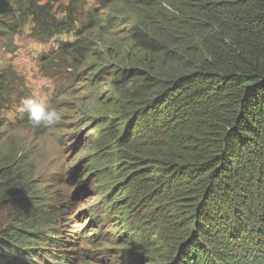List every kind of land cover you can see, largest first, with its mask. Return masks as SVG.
I'll return each mask as SVG.
<instances>
[{
  "label": "trees",
  "instance_id": "obj_1",
  "mask_svg": "<svg viewBox=\"0 0 264 264\" xmlns=\"http://www.w3.org/2000/svg\"><path fill=\"white\" fill-rule=\"evenodd\" d=\"M82 2L0 0V32L15 31L17 12L35 15L41 39L71 37L60 49L77 69L92 29L106 30L123 67L101 105L93 164L137 241L133 264H264V0H95L93 13ZM121 20L124 38L110 29ZM13 160L0 161L10 219L0 264H16L32 246L16 238L54 218L37 215L33 168Z\"/></svg>",
  "mask_w": 264,
  "mask_h": 264
},
{
  "label": "rangeland",
  "instance_id": "obj_2",
  "mask_svg": "<svg viewBox=\"0 0 264 264\" xmlns=\"http://www.w3.org/2000/svg\"><path fill=\"white\" fill-rule=\"evenodd\" d=\"M126 25L130 27L128 24ZM126 36L127 34H123V38ZM107 44L108 47L111 46L110 43L107 42ZM51 45L52 42L41 44L35 43L30 39L22 40L20 41L19 53L14 57L10 58L9 54L0 53V59H2L0 61V67H5L8 65V61H12L11 63L16 64L14 69L19 74H23L24 72L30 74V70L34 65L39 64L43 57H49ZM97 51L102 53L95 62L102 67L100 72L106 73L109 77L112 76L115 79L116 74L113 76V71L115 72L117 69H121L123 65L119 60L116 61L115 55L113 56L106 51L105 46L99 48ZM54 72L55 73L51 72L49 76V79L56 76L53 83L65 81L66 76H69L70 73L73 77V72H59L58 70ZM100 75H102L103 79L104 75ZM89 77L91 78L90 74ZM49 79L43 77L41 73L34 78H30V85L34 91L35 97L46 98L50 85ZM73 79L75 80L74 77ZM109 89L107 85V90L103 89L102 93L98 89L94 92L88 86L86 80L76 81V94L73 95L71 99V96L63 95V99L68 97L70 100H75L72 111H69L66 107L60 106L59 110L62 112L61 122L54 127L47 128L45 134L41 132L43 128L34 127L32 124L23 123L19 126H11L8 123L4 124L0 121V155L3 154L0 156V161H3L6 157H11L14 159L13 162H19L20 164L27 163L24 165L27 171L33 168L32 178L35 179V183L39 186V190L42 193H46L47 196H45V199L49 201V203L54 204L60 202L67 193H69L70 197L77 190L82 194L79 208L84 207L85 203L91 200V195L93 194V186L87 183L90 178H93V174L90 173V167L92 166L89 164L90 158L88 156L98 143L97 139H90V136L96 133L94 129L92 133L93 124L90 123L92 104L100 99L103 102L111 96L112 93ZM81 104H85L84 109L89 111L87 116H81ZM77 111H79V113ZM1 115L7 116L8 113L6 112V114H4L0 112V116ZM98 115L100 116V113H98ZM101 116H103V113ZM38 141H40L39 144ZM51 169L55 174L50 171ZM63 177L68 183L67 188L59 184V179ZM56 181L57 183H55ZM115 193V189L111 188L110 194L115 197ZM74 204L77 205L76 200ZM75 211L76 208H72L69 215ZM7 218L6 204L1 203L0 222L6 223L8 221ZM86 223L87 222L80 219H78L77 222L79 225H84ZM112 240H115V237L112 238ZM90 243L91 242L86 245L81 243L85 253L88 250L93 251L92 258H90V256L86 257L88 260L86 264H116L114 256L117 255L121 249L117 241L116 243L111 242L110 248L104 253L98 245H93L92 249ZM245 255H247V251Z\"/></svg>",
  "mask_w": 264,
  "mask_h": 264
},
{
  "label": "clouds",
  "instance_id": "obj_3",
  "mask_svg": "<svg viewBox=\"0 0 264 264\" xmlns=\"http://www.w3.org/2000/svg\"><path fill=\"white\" fill-rule=\"evenodd\" d=\"M104 24L106 25L107 23ZM110 29L114 32L123 29L125 31V34H129L130 32V27H128L125 24L124 20H121L119 22V25L115 27H111ZM102 30L106 32V30L104 29ZM8 31L9 33H11L10 35L12 34L22 35L24 33V29L21 31L19 28H16L15 31H11V30ZM12 43H13L12 39L9 36V39L7 40L6 44L11 45ZM97 44L95 45L91 56H89L88 60L85 63H83L81 68L87 69L89 71L88 72L87 70H85L87 74L85 77H83L87 81L88 86L94 92L96 89H98L102 93L103 92L102 85L106 83L109 88L111 86V81L114 78L112 76L109 77V75L106 73H101L100 70L102 69V67L100 65H97V63H95L99 57V54L96 56L94 52L99 50V48H102L99 47ZM60 46L54 48L52 54L47 58H48V62L50 61L51 64L56 65L55 67H53V69L60 71V69L63 67L66 70L61 72H65L69 68V65L73 66V64L75 63L74 56L70 55L67 52H63L60 49ZM17 54L18 53H16V55ZM6 67L7 65L5 67H0V70H6L5 69ZM79 67L80 66H78L77 68ZM89 74L91 75V78L89 77ZM100 74L104 75L103 79H102V75ZM95 78L97 79V81L101 80L100 85L98 83V85L95 86V82L93 81L89 83V80ZM28 81L30 82V80ZM79 81H81V79L77 80V82ZM65 82L66 81H61L59 83L62 84ZM58 86H56V88L54 89L52 96L48 97L47 99L34 97V96H28L22 99L20 104V110H17V112L21 111L27 113L29 119H10V117H7L6 115H1L0 121L4 124L8 123L11 126H19L23 123L32 124L34 127H38V128L41 127L43 129L45 128L46 129L45 131H47V128L58 125L62 120V112L58 110L59 107L60 106L66 107L69 111H72L73 109V104H75V100H72L71 103L70 102L65 103V101L67 100L63 99V95L71 94V97H73V95L76 94V81L75 83H69V84L65 83V89H58ZM105 101L102 102L100 99L92 104V111H91L92 115L90 117L91 118L90 123L93 124L92 129L98 128L97 127L99 125L98 119H105V117L107 116L106 113L100 108ZM57 106L58 109L56 108ZM84 107L85 104L80 105V112H83L81 116H87V114H89V111L87 109H84ZM5 108L6 105L3 104L0 109V112L6 114ZM77 112L79 113V111ZM98 113H100V116L98 115ZM102 113L103 116H101ZM95 114L99 118H96ZM109 118L112 119L111 121L116 119V117L112 118L111 116H109ZM94 136L95 135H92L90 136V138ZM94 153L95 150H93L90 155ZM90 155L88 157H90ZM92 161L90 159L91 163ZM91 166L92 167H90V173L93 174V178H90L88 181L92 184L90 186H93L92 189L93 194L91 195L92 196L91 200L85 203L84 207L79 208V203L81 202L80 198H82V194H80V192L76 190V192L72 194L77 197V202H76L77 205L73 206L76 208V211L71 215L69 214L71 213L73 207L71 208L70 206H72L73 204L68 202L70 201V199L66 198V195L64 196L63 200L60 202L54 204L49 203V201H46L45 199V196H47L46 193L45 192L42 193L39 190V186L36 184L37 199H34L33 201L34 202L38 201L39 208L37 215L39 213L48 211L52 213V216L54 218L51 219L50 222L43 221L41 223V226H38L36 228L34 226H31L30 227V231L32 232V234H30L32 235L31 237H28V235H23V236L21 235L18 238H16L22 240L24 239L32 240L31 244H28L32 246H29L30 248L26 250V252L23 253L22 256H18V259H15L16 264H79V263L86 264V262L88 261L86 257L90 256V258H92L93 251L88 250L85 253L81 243L86 245L89 242H91L90 246L92 247V249H93V245H98V247L101 250H103L104 253L106 250L110 248L111 240L114 237L118 245L122 247L119 253L114 256V260L116 261V264H133L135 260H137V262L143 263L142 260L139 259L136 254V250L139 249L136 247L137 241H134L133 232L127 233L126 236L119 237L120 233L123 232L115 229L116 223L114 222V219L117 216H119V213H116L117 211L112 207V205L111 204L108 205L107 207L103 208L102 213L100 214L98 213L97 210L99 208V203H101V201H103L104 199L108 201L109 199H112L114 197L110 194L111 188L107 187V180H108V176L106 175L107 171L101 167L95 166L94 164ZM50 171L53 174H55L52 169ZM62 179H64V177ZM55 183H57V181ZM66 183L67 182L65 181V185ZM94 184L96 187L94 186ZM67 186L68 185H66L65 187L67 188ZM99 199L101 200L98 201ZM117 204L118 202L116 203V205ZM117 206H119V204ZM120 214L125 215L123 211L120 212ZM78 219L82 221L84 220L85 222L89 223V225L87 226V229L85 230L80 241H76L77 239L74 236L67 237L68 242H70L71 244L74 243V246L71 247L72 246L71 244H70L71 246L67 245V242L64 241V235L65 232L67 231L71 232L73 227H77L79 225L77 224ZM9 224H10V219H8L6 223H3L5 227H7ZM92 226H95L93 227L94 229H92ZM122 226H118V227H122ZM38 229H40L39 231L40 235L36 233L38 232ZM54 245H56L57 247H54ZM53 248L56 249L54 250ZM51 250H53V254H50L49 251ZM30 251L33 253L30 254L29 253ZM121 255L125 256V258H121L120 257ZM52 256L54 258H52Z\"/></svg>",
  "mask_w": 264,
  "mask_h": 264
},
{
  "label": "bare ground",
  "instance_id": "obj_4",
  "mask_svg": "<svg viewBox=\"0 0 264 264\" xmlns=\"http://www.w3.org/2000/svg\"><path fill=\"white\" fill-rule=\"evenodd\" d=\"M103 10V9H102ZM104 15H106V10L104 9ZM83 19H85V20H87L88 19V16L86 15V16H84V18ZM103 30L100 28V27H94L93 29H92V32L90 33V36L88 37V40H86L85 41V44H88V43H91L89 46H87L86 48H85V50L86 51H89V49H92V48H94L95 47V45L97 44V43H99V44H97L99 47H103V46H105V48H108V44H107V42H106V40H105V37H100L99 36V32H102ZM92 41V42H91ZM19 50V49H18ZM52 67H55L56 65L55 64H52L51 65ZM56 70V69H55ZM64 70H66V69H64L63 67L60 69V71L59 72H61V71H64ZM71 71V70H70ZM56 73H58V72H56ZM98 83H100L101 82V80H99V81H97ZM66 83V82H65ZM65 83H62V84H60V83H56L57 85H59L58 86V89H65ZM68 84V83H67ZM102 88L104 89V90H107V84L106 83H104L103 85H102ZM57 89V90H58ZM56 91V90H55ZM69 96H71V94L69 95ZM72 97H70V99H71ZM70 99H68V97L67 98H65V100H67V101H65V103H68V102H70L71 103V101L72 100H70ZM52 106H54V105H52ZM57 109H58V106L56 107ZM6 110L8 111V117H10V119L12 118V116H11V113L9 112V108L8 107H6ZM59 110V109H58ZM81 114L83 113V112H80ZM119 116H121V115H119ZM95 117L96 118H99L98 116H96V114H95ZM45 128L43 129V132H42V134H45L46 132H45ZM94 132H96V133H98V134H96V133H94V137H92V138H90V139H95L96 137H98L99 136V133L101 132V130H99L98 128H94ZM92 133H93V129H92ZM77 137V136H76ZM75 137V138H76ZM40 143V141H38V144ZM57 207V206H56ZM67 208V207H66ZM50 210H52V209H50ZM93 227H95V226H92V229H94ZM242 234H243V232H242ZM122 236H126L127 235V233L126 234H121ZM235 235H237V236H239L240 234H239V231H237L236 232V234ZM245 235V234H244ZM67 239V238H66ZM245 241V240H244ZM111 242H113V243H116V241L115 240H112ZM250 241L248 240V241H246V243H249ZM262 242V240L261 239H259L258 240V243H261ZM72 245V246H71ZM70 246L71 247H73L74 246V243H72ZM65 246V245H64ZM54 247H57L56 245H54ZM71 247H69V248H71ZM261 247H264V246H261ZM122 248V247H121ZM54 250L56 249V248H53ZM199 250H201V249H199ZM260 251V250H259ZM50 252V254H53V250H51V251H49ZM251 252V251H250ZM249 252V253H250ZM253 252V251H252ZM251 252V253H252ZM249 253L247 252V254L249 255ZM259 253V252H258ZM258 253H255L257 256H259V254ZM247 256V255H246ZM254 256V255H253ZM121 258H125V256H123V255H121L120 256ZM52 258H54L53 256H52ZM251 262H253L254 261V258L253 257H251ZM133 263H137V260H135ZM238 264H241V262H239ZM243 264H246V263H243ZM252 264H259V263H252Z\"/></svg>",
  "mask_w": 264,
  "mask_h": 264
}]
</instances>
